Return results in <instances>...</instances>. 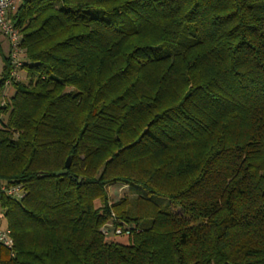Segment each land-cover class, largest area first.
<instances>
[{
	"label": "trees",
	"instance_id": "trees-1",
	"mask_svg": "<svg viewBox=\"0 0 264 264\" xmlns=\"http://www.w3.org/2000/svg\"><path fill=\"white\" fill-rule=\"evenodd\" d=\"M12 18L26 81L0 105V184L23 197L0 196V264H264V0H21Z\"/></svg>",
	"mask_w": 264,
	"mask_h": 264
},
{
	"label": "built area",
	"instance_id": "built-area-1",
	"mask_svg": "<svg viewBox=\"0 0 264 264\" xmlns=\"http://www.w3.org/2000/svg\"><path fill=\"white\" fill-rule=\"evenodd\" d=\"M20 2L21 0H0V81L3 82V90L11 87L14 81H21L20 73L23 72L24 52L21 43L22 36L12 18ZM4 46L8 50L7 56H4L3 53ZM4 57L10 66L9 75L5 79L3 78L5 69ZM5 103L1 102L0 104ZM0 196L20 200L23 197V190L20 186L7 187L4 184H0ZM101 233L106 238H110L111 236H129L131 234V228L125 225H114L111 222H107L102 226ZM13 244L11 231L6 227L3 211H0V245L11 251ZM12 255L13 253H11Z\"/></svg>",
	"mask_w": 264,
	"mask_h": 264
},
{
	"label": "rangeland",
	"instance_id": "rangeland-1",
	"mask_svg": "<svg viewBox=\"0 0 264 264\" xmlns=\"http://www.w3.org/2000/svg\"><path fill=\"white\" fill-rule=\"evenodd\" d=\"M3 53H4V56H7L8 50H7L6 46H4ZM20 80L22 82L26 81L25 74L20 73ZM13 93H14V87L13 86L9 87L7 90H2V92H0V103L1 102H8L9 98L13 95ZM0 105L2 106L3 104H0ZM5 119L6 118L3 116L2 120L5 121ZM107 191H108V194H109V197L111 200H118L119 198H121L122 196H125V195L130 197V198L135 197V193L128 190L127 187L121 186V185L110 186V187H108ZM174 212H179V211L174 210ZM108 240H112L114 242H119V243L125 244V243H127L128 238H127V236H111L110 238H108Z\"/></svg>",
	"mask_w": 264,
	"mask_h": 264
},
{
	"label": "water",
	"instance_id": "water-1",
	"mask_svg": "<svg viewBox=\"0 0 264 264\" xmlns=\"http://www.w3.org/2000/svg\"><path fill=\"white\" fill-rule=\"evenodd\" d=\"M69 166H70V158H68L66 160L65 169L62 170V171L57 172L55 175L58 177V176L67 174V170H68Z\"/></svg>",
	"mask_w": 264,
	"mask_h": 264
}]
</instances>
